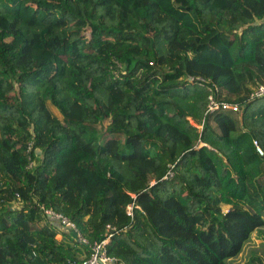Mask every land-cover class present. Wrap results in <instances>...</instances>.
<instances>
[{
	"label": "trees",
	"instance_id": "16d2710c",
	"mask_svg": "<svg viewBox=\"0 0 264 264\" xmlns=\"http://www.w3.org/2000/svg\"><path fill=\"white\" fill-rule=\"evenodd\" d=\"M259 86L264 0H0V264H229L264 228Z\"/></svg>",
	"mask_w": 264,
	"mask_h": 264
},
{
	"label": "built area",
	"instance_id": "2783aa9c",
	"mask_svg": "<svg viewBox=\"0 0 264 264\" xmlns=\"http://www.w3.org/2000/svg\"><path fill=\"white\" fill-rule=\"evenodd\" d=\"M200 80V79H199ZM264 96V86H259L251 95V98L253 97H262ZM222 107L223 109H231L233 111H236L237 108L234 106H228L226 104H216L211 98H210V103L207 107V111L205 114H210L213 113L215 110L218 109V107ZM201 128V127H200ZM254 145L256 146V151L257 153L263 158L264 160V152L257 146L256 142H254ZM30 149V148H29ZM28 149V150H29ZM32 164H30L29 167H31ZM263 169H264V164H263ZM170 177H172V174H169ZM46 220L51 223L52 225L57 227V230L59 232H71L74 233L78 239L79 242H82L84 244H87V241L81 237V235L78 233L76 227L74 224L69 221L65 216L54 212L51 209H46L43 206L40 207ZM127 214L131 216V207L127 208ZM107 244L106 241H102L100 244H94L91 249H92V255L91 258L80 264H117L116 260L114 258H110L106 255L105 252V246Z\"/></svg>",
	"mask_w": 264,
	"mask_h": 264
},
{
	"label": "rangeland",
	"instance_id": "374dc122",
	"mask_svg": "<svg viewBox=\"0 0 264 264\" xmlns=\"http://www.w3.org/2000/svg\"><path fill=\"white\" fill-rule=\"evenodd\" d=\"M7 120V118H1L0 122L4 123ZM223 209L225 210L226 207ZM259 231L251 235L250 240L244 245L241 253L237 257L230 259L228 261L229 264H264V228Z\"/></svg>",
	"mask_w": 264,
	"mask_h": 264
}]
</instances>
